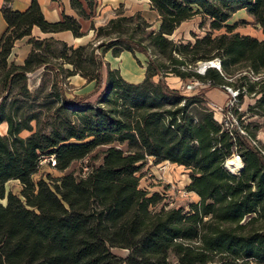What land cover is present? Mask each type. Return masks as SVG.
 I'll return each instance as SVG.
<instances>
[{
  "label": "trees",
  "instance_id": "16d2710c",
  "mask_svg": "<svg viewBox=\"0 0 264 264\" xmlns=\"http://www.w3.org/2000/svg\"><path fill=\"white\" fill-rule=\"evenodd\" d=\"M11 1L2 6L8 26L0 39V125H8L7 133H0V199L6 200L0 203V264H174L171 258L175 264H264V154L240 134L234 140L205 96L226 83L225 76L246 68L264 72V39L234 32L236 26L228 23L243 9L264 33V0H150L159 16L157 30H147L152 25L140 13L117 11L104 25L91 23L95 42L85 45L30 37L23 65L9 57L34 26L45 33H84L73 16L48 22L37 0L25 11L11 9ZM85 1L92 9L93 0ZM71 5L90 19L80 0ZM196 15L208 19L212 30L226 32H208L187 43L170 38ZM133 20L146 37L123 30ZM100 50L146 55L144 79L131 83L109 64L103 75ZM215 58L222 73L212 67L204 75L195 70ZM41 68L33 91L28 74ZM77 74L95 83L92 92L68 93L65 80ZM170 75L209 86L187 95L169 87ZM233 84L261 93L246 113L264 109V83L241 75ZM256 126L247 125L252 138ZM24 131L29 134L22 136ZM235 146L243 161L237 174L223 165ZM98 148H103L101 163L90 165L87 175L67 172ZM51 155L55 169L65 173L35 180L41 159ZM147 158L187 168V190L199 200L188 210H153L159 194L139 186ZM12 180L22 184L20 195L6 189ZM113 248L128 254L119 256Z\"/></svg>",
  "mask_w": 264,
  "mask_h": 264
},
{
  "label": "rangeland",
  "instance_id": "374dc122",
  "mask_svg": "<svg viewBox=\"0 0 264 264\" xmlns=\"http://www.w3.org/2000/svg\"><path fill=\"white\" fill-rule=\"evenodd\" d=\"M130 6H132L130 11L140 8V11L136 13H140V15L147 21L150 22L152 25L151 28L147 29H154L157 30L159 27V18L155 21L154 13L151 11L149 5L150 2L146 0H128ZM134 6V7H133ZM134 8V9H133ZM117 11H123L124 8L121 5ZM135 13V14H136ZM111 14V13H110ZM108 13H105V19H108ZM126 16L129 15V12L125 13ZM138 20H133V22L129 23L128 25L124 26L123 30L127 31L128 33H133L136 38H144L146 37L143 29L138 28ZM229 24L235 25L236 28L234 32H238L242 35H251L253 37L258 38L259 40L264 37L263 30L259 24H257L253 17L249 16L245 10H240L233 14L231 19L228 21ZM202 24V25H200ZM147 32V31H146ZM212 32L213 36L219 35L221 33L226 32V28H222L220 30H212L210 28V21L208 19H203L200 15H196L191 20L180 25V27L174 32L173 35L170 36L175 42H194L195 39L199 37H203L206 33ZM114 36V35H112ZM95 42V41H94ZM147 42V40H145ZM97 44V43H96ZM111 51V50H110ZM101 54L103 58V75L106 74V66L107 64L110 65V61H112L111 55L109 52L103 53L102 50L97 51ZM149 54L153 56L155 54L154 50L150 48ZM138 60H132L130 58L123 57L119 60H115V63L119 64L120 66L126 67L125 75L126 77L129 76H137L142 74V68L145 67L147 63V56L142 53H137ZM162 62H165L164 57H159ZM39 74L36 73L35 75L31 76V90H35L36 83L38 82ZM49 77H46L48 79ZM65 87L67 88L68 93L73 95H84L89 94L94 90L93 83H89L84 81L83 79L76 77H71L65 80ZM183 86V85H182ZM181 86V88H182ZM44 92H48L45 90ZM41 95H44L42 93ZM97 95L92 96V100H95ZM251 97L246 98L244 100V108L247 109V106L251 102ZM259 114H255V116H250L248 114V122L256 123L257 126L255 128H260L261 131L259 132V137L264 142V109L260 108ZM257 115V116H256ZM0 133H6V127L4 125L0 126ZM29 133L27 131L22 132V136H27ZM103 148H98L93 151L90 156L88 157L89 166L90 165H99L101 163V151ZM188 170L182 165H173L169 162H165L162 164H154L152 158H147L145 166L138 172L140 176L139 186L142 189H145L148 194L158 193L160 198L157 202V205L152 208L153 210H159L161 207L167 208H184L186 210L189 209V205L192 202H196V196L193 192L187 190L185 183L188 180V173L185 171ZM74 172L75 174L81 173V162H75L71 168L67 172ZM63 173L58 169H55L50 166L47 162H44L38 173L34 176L35 180H38L41 177L44 178H52L57 179L63 175ZM8 191H12L16 195H20L22 190V184L19 181H12L9 182L6 186ZM0 203L5 204L6 200L0 199ZM112 251L119 255V256H126L128 254L127 249L122 248H113ZM171 260L175 262L174 258Z\"/></svg>",
  "mask_w": 264,
  "mask_h": 264
},
{
  "label": "crops",
  "instance_id": "0c3cea01",
  "mask_svg": "<svg viewBox=\"0 0 264 264\" xmlns=\"http://www.w3.org/2000/svg\"><path fill=\"white\" fill-rule=\"evenodd\" d=\"M32 1L33 0H12L9 3V6L11 9H13L15 11H25L29 8ZM37 1L40 4V7H41V10L43 12L45 19L48 22L53 23V22L62 21L65 15L73 16V17L77 18L78 21L80 22L81 31L84 33V35L81 37H75L71 31L45 33L43 31H41V29L39 27L34 26L32 28L31 36H25L22 39H19L15 42V45H14L12 52L10 54V57H9V61L15 62L17 65H23L25 62V59L27 58L28 54L31 51L32 47H31V44L29 43L30 37H35L37 39H45V38L54 39L56 41L65 42L66 44H68L70 46L77 47L79 45H85V44H88V43L94 41L95 31L93 29H91V23L92 22L95 23L96 27L100 26V25H104L111 18H114L116 16L117 9H119V7L121 5L124 8V15L127 12H129V15H134L136 12L140 11V8H136V9L133 8L134 10L130 11L129 9H131L132 6H130V4L128 3V0H93L92 9L88 6V4L85 0H80L83 4V7L85 8V10L88 13H90V19H85L83 17H80L77 14V12L72 8L71 0H37ZM146 1L150 2V0H146ZM4 3H5V0H0V39L2 38V36L5 33L7 26H8L4 17H3V13H2V6L4 5ZM149 7L151 9V5H149ZM151 11L155 15V19L152 21L157 20L159 18L158 14L154 10H151ZM105 13L109 14L108 19H105ZM185 22H187V21H185ZM185 22H183V23H185ZM260 39H264V37H262ZM108 52L110 53L111 58H112V61H110V67L112 69H118L120 71V74L122 75V77L124 79H126L127 81H129L131 83H140L144 79L145 67L142 68V70H143L142 74H140V75L137 74V76H135V77L134 76L126 77L125 72H124L126 70V67L124 66V68H123V66H120L119 64L115 63V60H119L123 57L130 58V59L132 57V60L137 61L139 59L137 54L134 56L131 52L125 50V51H122L119 56H114L112 54V51H108ZM36 73L39 74V78H38V82L36 83L35 89L39 86V84L41 82V78H42V74H43V68H41V69H39L33 73L28 74V76H29L28 85H29L30 89H32V86L30 83L31 76L35 75ZM76 76L83 79L84 81H87L89 83H93V86L95 87V83L93 81H88L86 78H83L82 76H80L78 74L73 75L72 77H76ZM165 81L167 82L169 87H171L173 89H178V90H181V86L183 84H185V82L180 77L172 76V75L166 76ZM198 90L199 89H197L196 92ZM205 96L207 97V99L209 101L215 102L217 104H223L226 100V95L221 90H219L218 88H212V89L207 90L205 92ZM249 115L255 116V114L254 115L249 114ZM254 124H256V123H254ZM2 125H4L6 127V133H7V128H8L7 123H2L0 126H2ZM260 129H261V127L257 131V134H259V132L261 131ZM162 163H165V162H162ZM162 163H159V164H162ZM159 164H157V165H159ZM171 164L175 165L176 163H171ZM185 171L187 173L189 172V170H185ZM187 175H188V180L185 183L186 186L190 182L189 174H187ZM12 181H17V180H12ZM12 181H9V182H12ZM194 195L197 197L196 201H198L199 200L198 196L196 194H194Z\"/></svg>",
  "mask_w": 264,
  "mask_h": 264
},
{
  "label": "built area",
  "instance_id": "2783aa9c",
  "mask_svg": "<svg viewBox=\"0 0 264 264\" xmlns=\"http://www.w3.org/2000/svg\"><path fill=\"white\" fill-rule=\"evenodd\" d=\"M216 68L219 72L222 73L221 61L219 58L214 60L199 62L195 66V70L204 75L208 68ZM241 75L247 76L251 82L254 83H264V72L254 73L252 70L246 68L237 72L233 76H225L226 83L222 84L218 89L221 90L226 95V100L223 104H217L215 102L209 101L208 106L213 111L215 119L221 124L222 128L226 130L229 135L235 140L236 135L240 134L244 136L252 146L256 147L264 154V149L262 147V140L259 135L255 138H252L247 130V125L251 122H248V113H246V108H244V100L251 97V102L249 105H255L257 99L261 96L260 92L248 93L245 85L235 86L233 83L235 79ZM209 85L201 82L200 80H193L189 83L183 84L181 90L184 94L190 95L196 92L197 89L207 88ZM248 105V106H249ZM247 106V108H248ZM261 142V143H260ZM44 162L50 164L51 167L55 168L56 158L54 155L47 156L41 159L40 164ZM81 174L83 176L87 175L90 171L89 160L88 158L82 159L81 161ZM224 167L231 173L237 174L243 168L242 157L239 154L237 146L233 148L232 154L225 159L223 163ZM249 264H258L254 260H250Z\"/></svg>",
  "mask_w": 264,
  "mask_h": 264
}]
</instances>
